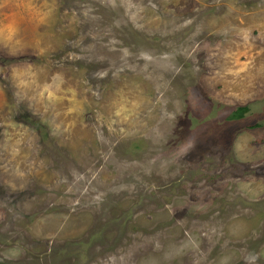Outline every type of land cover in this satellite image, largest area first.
I'll list each match as a JSON object with an SVG mask.
<instances>
[{
  "label": "rangeland",
  "instance_id": "374dc122",
  "mask_svg": "<svg viewBox=\"0 0 264 264\" xmlns=\"http://www.w3.org/2000/svg\"><path fill=\"white\" fill-rule=\"evenodd\" d=\"M0 264H264V0H0Z\"/></svg>",
  "mask_w": 264,
  "mask_h": 264
},
{
  "label": "trees",
  "instance_id": "16d2710c",
  "mask_svg": "<svg viewBox=\"0 0 264 264\" xmlns=\"http://www.w3.org/2000/svg\"><path fill=\"white\" fill-rule=\"evenodd\" d=\"M246 107L244 105H238L236 108L230 113L231 116L239 115L242 111H244Z\"/></svg>",
  "mask_w": 264,
  "mask_h": 264
}]
</instances>
